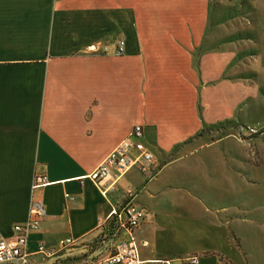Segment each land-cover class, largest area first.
Returning a JSON list of instances; mask_svg holds the SVG:
<instances>
[{"label":"crops","instance_id":"0c3cea01","mask_svg":"<svg viewBox=\"0 0 264 264\" xmlns=\"http://www.w3.org/2000/svg\"><path fill=\"white\" fill-rule=\"evenodd\" d=\"M209 13L207 0H0V236L39 199L31 264H49L60 237L88 242L127 200L145 210L134 230L140 259L264 264V199H235L232 168L224 164L228 178L221 157L198 158L208 155L204 131L231 111L211 88L230 56ZM216 38L220 51L204 52ZM135 123L154 174L133 165L101 194L87 174ZM34 174L46 183L31 189ZM38 241L53 254L35 252Z\"/></svg>","mask_w":264,"mask_h":264},{"label":"rangeland","instance_id":"374dc122","mask_svg":"<svg viewBox=\"0 0 264 264\" xmlns=\"http://www.w3.org/2000/svg\"><path fill=\"white\" fill-rule=\"evenodd\" d=\"M207 3L213 40L222 37L223 54L230 56L228 74L212 79L211 88L216 89V104L231 111L229 118L204 131L207 137L201 141V147L207 148L208 155L198 158L202 163L213 164L216 160L219 165L221 157L220 173L228 178L224 164L232 168L238 188L235 199H264V0H207ZM219 43L216 38L204 52H219ZM104 225L100 223L98 232L88 242L63 247L48 258V263L102 261L107 250L112 249L111 240H101ZM95 247L90 261H82L90 254V248Z\"/></svg>","mask_w":264,"mask_h":264},{"label":"built area","instance_id":"2783aa9c","mask_svg":"<svg viewBox=\"0 0 264 264\" xmlns=\"http://www.w3.org/2000/svg\"><path fill=\"white\" fill-rule=\"evenodd\" d=\"M123 50V41L118 40L114 54L118 55ZM130 138H122L117 141L98 161L87 176L93 180L101 194L113 189L116 180L131 166L150 175L148 163L153 159L152 153L141 141L142 125L135 123L129 130ZM136 150L135 154L130 149ZM109 177V179H107ZM46 183L45 176L34 174L31 178L30 188H36ZM44 214L41 201L30 197L26 218L13 223L8 236H0V264H31L29 255L30 234L38 226L39 220ZM145 210L134 202L127 200L117 209H111L101 223H107L111 218L114 222L113 237L122 233V238L112 245V249L104 256L106 264H196L198 254L191 253L184 255L175 261L171 257H156L151 259H140L137 255V244L134 230L141 222ZM74 239L70 236L57 239V247L63 248L73 244ZM35 252L42 257H49L53 254L50 248L45 247L40 241L35 243Z\"/></svg>","mask_w":264,"mask_h":264},{"label":"trees","instance_id":"16d2710c","mask_svg":"<svg viewBox=\"0 0 264 264\" xmlns=\"http://www.w3.org/2000/svg\"><path fill=\"white\" fill-rule=\"evenodd\" d=\"M114 225L115 224H114L112 218L104 225L103 231L101 234L102 235V237H101L102 241L112 240Z\"/></svg>","mask_w":264,"mask_h":264}]
</instances>
